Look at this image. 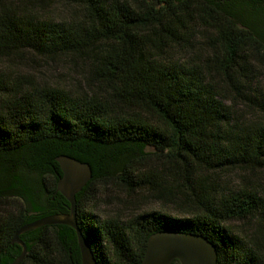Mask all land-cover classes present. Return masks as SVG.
<instances>
[{
  "label": "trees",
  "instance_id": "obj_1",
  "mask_svg": "<svg viewBox=\"0 0 264 264\" xmlns=\"http://www.w3.org/2000/svg\"><path fill=\"white\" fill-rule=\"evenodd\" d=\"M73 1L81 13L71 21L0 8L1 56L86 64L75 93L11 90L0 79V264L20 255L11 241L22 226L69 213L57 192L60 157L91 169L76 220L99 264H141L161 231L205 237L217 264H264V194L247 177L229 179L264 174V0ZM101 188L130 201L146 192L176 213L101 218ZM20 239V264H81L68 226Z\"/></svg>",
  "mask_w": 264,
  "mask_h": 264
},
{
  "label": "rangeland",
  "instance_id": "obj_2",
  "mask_svg": "<svg viewBox=\"0 0 264 264\" xmlns=\"http://www.w3.org/2000/svg\"><path fill=\"white\" fill-rule=\"evenodd\" d=\"M0 8L21 14H36L41 18L53 21H71L79 17L81 13L80 7L73 0H0ZM85 72V63L65 57L43 58L29 51L7 57L0 55V79L11 90L17 89L19 86L24 88L30 84L39 87L62 88L75 93L83 90ZM258 85L264 89V79L260 80ZM239 113L241 112L239 111ZM246 119H252V116L246 115ZM242 177H247L252 184L251 187L264 194L263 173L246 175L237 173L230 175L229 179L237 183L241 182ZM142 195L146 196V192L134 199L135 201L139 200L138 205L142 206L136 211L134 200H126L122 195L117 196L112 188H101L94 204L95 212L101 218L119 216L122 220L130 218L136 212L151 209L160 210L161 207L170 213H176L172 206H165L152 199L146 200V197H142ZM124 201L128 204H125ZM237 227L242 236H249L253 230L251 224H237Z\"/></svg>",
  "mask_w": 264,
  "mask_h": 264
},
{
  "label": "water",
  "instance_id": "obj_3",
  "mask_svg": "<svg viewBox=\"0 0 264 264\" xmlns=\"http://www.w3.org/2000/svg\"><path fill=\"white\" fill-rule=\"evenodd\" d=\"M58 162L62 176L57 183V192L68 201L69 213L49 215L22 226L11 241V244L19 245L22 251L11 264H20L27 252L20 235L51 225H65L74 230L81 264H99L76 220V195L91 180V169L88 164L72 158L60 157ZM176 260L180 264H217V252L214 245L205 237L195 234L161 231L148 238L141 264H172Z\"/></svg>",
  "mask_w": 264,
  "mask_h": 264
}]
</instances>
